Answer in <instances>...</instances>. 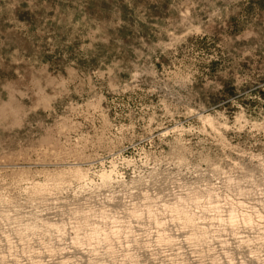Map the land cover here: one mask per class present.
Instances as JSON below:
<instances>
[{"label": "clouds", "instance_id": "obj_1", "mask_svg": "<svg viewBox=\"0 0 264 264\" xmlns=\"http://www.w3.org/2000/svg\"><path fill=\"white\" fill-rule=\"evenodd\" d=\"M109 76L112 92L138 91L141 102L116 105L114 120L82 112L87 131L59 117L47 125L35 115L41 104L0 107V137L44 140L23 164L50 177L20 179V159L0 168V264H264V111L257 122L227 98L216 107L238 109L235 122L227 108L213 116L187 65L137 67L123 85ZM249 79L236 75L238 92ZM204 80L201 91L222 92ZM152 96L156 102H142ZM246 129L247 150L232 143Z\"/></svg>", "mask_w": 264, "mask_h": 264}, {"label": "rangeland", "instance_id": "obj_2", "mask_svg": "<svg viewBox=\"0 0 264 264\" xmlns=\"http://www.w3.org/2000/svg\"><path fill=\"white\" fill-rule=\"evenodd\" d=\"M167 44L174 45V59L172 49L164 54ZM153 65L159 72L183 65L194 68L193 88L213 116L214 110L227 108L229 121L235 122L238 109L216 106L238 98L243 115L258 122L264 111V0H32L31 6L29 0H0V107L15 103L26 111L41 104L35 115L47 125L59 117L85 125L82 131H87L82 112L99 109L114 120L122 111L116 105L135 108L141 102L138 91L119 96L112 92L109 73L123 85L137 67ZM224 71L227 79L218 75ZM237 74L250 77L239 92ZM205 76L222 84V92L201 91ZM142 102L154 103L156 97ZM49 106L56 109L53 117L45 111ZM33 119L29 114L28 120ZM232 135L228 133L230 139ZM246 140L247 129L232 143L247 150ZM41 143L39 138L36 143L27 138L14 143L0 137V157H8L0 168L15 167L20 159V179L47 183L46 172L23 164ZM252 151H261L260 146Z\"/></svg>", "mask_w": 264, "mask_h": 264}, {"label": "bare ground", "instance_id": "obj_3", "mask_svg": "<svg viewBox=\"0 0 264 264\" xmlns=\"http://www.w3.org/2000/svg\"><path fill=\"white\" fill-rule=\"evenodd\" d=\"M36 183L40 184L39 182H36ZM42 184H44V183H42Z\"/></svg>", "mask_w": 264, "mask_h": 264}]
</instances>
